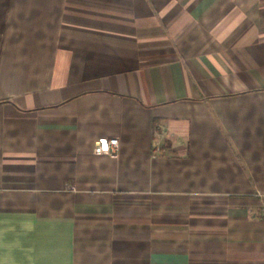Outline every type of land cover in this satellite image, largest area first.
Listing matches in <instances>:
<instances>
[{"label":"crops","instance_id":"1","mask_svg":"<svg viewBox=\"0 0 264 264\" xmlns=\"http://www.w3.org/2000/svg\"><path fill=\"white\" fill-rule=\"evenodd\" d=\"M0 264H264V0H0Z\"/></svg>","mask_w":264,"mask_h":264},{"label":"built area","instance_id":"2","mask_svg":"<svg viewBox=\"0 0 264 264\" xmlns=\"http://www.w3.org/2000/svg\"><path fill=\"white\" fill-rule=\"evenodd\" d=\"M119 150V140L115 137L99 139L94 146L93 152L97 156L110 155L116 156ZM159 147L155 148V152H159Z\"/></svg>","mask_w":264,"mask_h":264}]
</instances>
